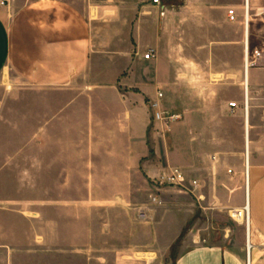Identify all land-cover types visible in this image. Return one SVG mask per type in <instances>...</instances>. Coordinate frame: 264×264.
<instances>
[{"label":"rangeland","instance_id":"obj_1","mask_svg":"<svg viewBox=\"0 0 264 264\" xmlns=\"http://www.w3.org/2000/svg\"><path fill=\"white\" fill-rule=\"evenodd\" d=\"M65 1L78 7L87 3L90 21L95 26H104L107 32L102 36V41L108 42L107 50H103L100 62L114 63L116 50L109 47L115 44L110 46V42L122 38L126 32L121 35L123 25L114 17L113 8L100 9L99 13L106 12L98 16L97 4L102 2ZM259 4H264V0H250V6ZM253 25L250 50L257 49L264 57V24ZM235 36L237 41L238 34ZM180 39L173 44L178 48L170 50L172 58L178 61L175 69L181 74L180 81L174 82L171 90L158 83L165 94L163 107L186 114L183 122L171 125L170 131L174 128V132L169 131L165 140L152 122L149 106L154 96L143 99L145 110L142 99H138L137 134L131 145L125 130H116L124 120L113 111L117 103L114 97H92L94 114L87 118L86 107L82 105L65 113L60 111L62 101L51 99L47 108L32 88L12 82L7 73L0 77V264H178L184 252L198 247V219L202 211L198 208V190L190 194L169 186L165 173L174 147L175 151L184 149L187 154L183 158L196 164L195 171H186L187 177L198 179V125L204 124L209 129L211 118L223 117L216 109L223 105V99L215 98L210 91L213 82L207 63L209 54L198 49V36L194 41L184 33ZM239 47L243 60L244 47L241 44ZM138 53L141 56L144 52L135 50L133 57ZM163 57L161 49L159 71ZM235 58L236 51H220L216 63L220 65L222 60L231 63ZM157 67L154 64L155 72ZM98 78L97 72L91 78L85 74L74 87L86 96L100 89L113 95L115 91L130 89L120 81L111 84ZM148 92L154 94V88L150 86ZM201 107H207L208 113L198 112ZM146 119L147 128L143 131ZM52 120L59 125L58 129L49 128L44 136L59 137L60 142L36 146L32 139L38 128ZM86 120L93 123V129L88 132L86 143L75 145L78 153H73L67 145L68 133L76 141L81 139ZM67 124L74 128L68 131ZM179 127L187 130L175 131ZM203 150L211 152L208 144ZM150 195L160 197L163 204L150 207L152 218L143 222L135 209L148 205ZM202 202L209 208L202 216L203 224L209 225L212 219L227 215L217 216L211 211L215 202L211 196H205Z\"/></svg>","mask_w":264,"mask_h":264},{"label":"crops","instance_id":"obj_2","mask_svg":"<svg viewBox=\"0 0 264 264\" xmlns=\"http://www.w3.org/2000/svg\"><path fill=\"white\" fill-rule=\"evenodd\" d=\"M97 1L102 2L97 4L98 16H104L106 12L101 14L100 9L113 8L114 17L123 25L121 35L126 32L122 38L110 42V46L115 44L109 47L116 50L114 63L100 62L102 53L107 50L108 42L102 41L107 32H104V26H95L90 21L87 3L78 7L65 0H5L3 5L0 4V77L7 73L12 82L32 88L47 108L51 106V99H57L59 103L62 101L60 111L65 113L82 105L86 107L87 118L94 114L92 97H114L117 103L113 111L120 113L124 120V124H119L116 130H125L132 145L137 134L138 99H142L145 110L143 99L154 96L151 100L155 101L157 91L165 95L159 83L171 90L173 83L180 81L181 74L175 69L178 61L172 58L170 50L178 48L173 44L181 40L184 33L194 41L198 36V49L209 54L207 63L212 69L210 79L213 82L210 91L215 98L223 99V105L216 108L217 114L223 117L211 118L209 129L204 124L198 125V179L187 177L186 171H195L196 164L183 158V154H187L184 149L175 151L173 147L172 161L168 155L171 164L165 175L169 169L179 168L187 180L200 183L198 208L202 211L199 215L201 219H198V247L184 252L178 264H246L248 245L249 264H264V57L261 55L255 66L248 70V120L245 123L242 110L245 78L239 44L244 47L242 12L246 0H160V5H155L153 0ZM108 2L114 4H106ZM247 6L249 40L253 24H264V4L250 6V0H247ZM231 9L237 16L234 23L229 22L227 16V11ZM161 49L165 57L159 71L157 63ZM135 50L144 53L152 50L154 58L145 61L142 59L144 53L141 56L138 53L139 57L134 58ZM228 50L236 51L235 61L216 63L219 52ZM153 63L157 67L156 72ZM94 72H97L98 80L111 84L120 81L130 89L122 93L115 91V95L107 89H100L95 93L91 91L85 99L87 96L77 91L74 83L85 74L91 78ZM150 86L154 88L155 95L148 92ZM99 103L104 105L102 101ZM229 103L237 105L233 114L228 108ZM199 109L201 113L208 110L207 107ZM170 110L182 113L184 120V111ZM58 126L54 120L43 123L32 139L34 144L58 145L61 138L44 136L49 128L58 129ZM71 128L74 127L67 124V130ZM146 128L147 119L143 121L142 130ZM91 129L93 123L86 120L83 124L85 133L78 141L69 131L67 145L72 147L73 153H78L75 145L87 142ZM181 130L187 128L175 129ZM207 144L210 153L203 150ZM205 196L215 200L211 211L217 216L227 214L223 218L212 219L209 225L202 223L204 211L209 210L202 202ZM245 204L249 210L247 229L244 224L229 217L230 210H240Z\"/></svg>","mask_w":264,"mask_h":264},{"label":"built area","instance_id":"obj_3","mask_svg":"<svg viewBox=\"0 0 264 264\" xmlns=\"http://www.w3.org/2000/svg\"><path fill=\"white\" fill-rule=\"evenodd\" d=\"M5 0H0V4L3 5ZM155 5H160V0H153ZM228 20L231 23L237 21V16L234 10L227 11ZM243 24L245 29L244 35V50H243V68L247 72L250 68L254 67L258 59L261 57V52L257 49L250 50L249 40H248V28H249V11L247 6V0L245 1V8L243 13ZM154 58V53L152 50L146 51L142 55V59L149 61ZM243 115L245 118V123L248 120V84L245 77L244 88H243ZM164 96L161 91H157L155 101L150 103V110L152 111V122L159 127L158 134L164 140L167 133L170 131L172 124L179 123L183 120L182 113L174 112L165 109L162 105ZM228 108L231 110V114L237 109L236 103H229ZM165 182L169 186L177 187L181 190L189 192L190 194H195L198 190L200 183L197 180H187L185 173L179 168H171L165 175ZM163 202L157 195L149 196V203L145 207L136 208L137 217L140 221L149 222L151 220V214L149 213L150 207H160ZM231 219L239 221L248 228L249 223V210L244 206L240 210L232 209L229 212ZM246 264H249V250L246 248Z\"/></svg>","mask_w":264,"mask_h":264},{"label":"bare ground","instance_id":"obj_4","mask_svg":"<svg viewBox=\"0 0 264 264\" xmlns=\"http://www.w3.org/2000/svg\"><path fill=\"white\" fill-rule=\"evenodd\" d=\"M245 77L248 78V71L245 72V70H244V78H245ZM246 158H248V151H247V153H246ZM245 206H246V208H248V205H247V204H245ZM248 248H249V249H248ZM247 249H248L249 252H250V246H249V245H248ZM249 254H250V253H249ZM249 258H250V256H249Z\"/></svg>","mask_w":264,"mask_h":264}]
</instances>
